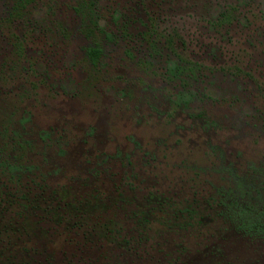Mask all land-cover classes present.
<instances>
[{
	"label": "rangeland",
	"instance_id": "obj_1",
	"mask_svg": "<svg viewBox=\"0 0 264 264\" xmlns=\"http://www.w3.org/2000/svg\"><path fill=\"white\" fill-rule=\"evenodd\" d=\"M250 165L264 0H0V264H264L223 216Z\"/></svg>",
	"mask_w": 264,
	"mask_h": 264
},
{
	"label": "flooded vegetation",
	"instance_id": "obj_2",
	"mask_svg": "<svg viewBox=\"0 0 264 264\" xmlns=\"http://www.w3.org/2000/svg\"><path fill=\"white\" fill-rule=\"evenodd\" d=\"M10 11V10H9ZM9 11L5 14L6 16L9 14ZM228 11H222L216 18L215 21H220L224 17H226ZM120 15V14H119ZM117 13L113 16L116 21L121 17ZM93 26L96 27V30H101V27H97L99 25L98 20L96 21L94 18L92 20ZM90 49H95L98 53L94 56L89 54ZM100 49L95 47H88L85 50V54L87 58L94 62L99 54ZM169 71L171 73H175L176 71L181 72L183 70L182 66H178L177 64L169 63ZM184 94H187L184 96ZM188 92L185 89H181L177 92L176 96L171 98V102L173 104H179L180 106L187 107L188 103ZM202 97L205 96L201 92ZM197 111V110H196ZM203 114V108H201V112H198V115ZM247 169L250 171H241L239 168L238 170H234L232 172V176L234 181L236 180L237 188L240 190L239 196L241 200H232L226 202V207L231 206L233 211L230 209H226V212L223 213V216H226L228 220L234 222L236 228L240 230L242 233L247 234L249 236H254L260 238L264 242V169L258 170L255 167L248 166ZM229 182H232L230 177H227ZM233 181V183H234ZM255 182V186L251 185L252 182ZM30 184H23L20 191V198L19 205L26 206L29 202L31 191H33L37 186L32 184V181L29 179ZM0 185L4 190L3 193L0 191V205L4 204L13 206L16 204L15 198L13 196L12 190L14 189L11 185L12 183L9 182V179L3 175V172H0ZM0 186V187H1ZM224 197L222 195H218L217 198L212 199V203L215 206H221L224 203ZM220 202V203H219ZM219 203V204H218ZM218 204V205H217ZM234 206H236L234 210ZM28 207V206H27ZM211 207V206H210Z\"/></svg>",
	"mask_w": 264,
	"mask_h": 264
},
{
	"label": "trees",
	"instance_id": "obj_3",
	"mask_svg": "<svg viewBox=\"0 0 264 264\" xmlns=\"http://www.w3.org/2000/svg\"><path fill=\"white\" fill-rule=\"evenodd\" d=\"M97 53H98V51L95 50V49H90V50H89V54H90L91 56H94V55H96Z\"/></svg>",
	"mask_w": 264,
	"mask_h": 264
}]
</instances>
